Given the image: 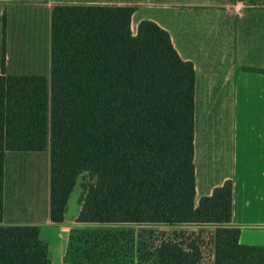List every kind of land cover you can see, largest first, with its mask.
Returning <instances> with one entry per match:
<instances>
[{"label":"trees","instance_id":"obj_1","mask_svg":"<svg viewBox=\"0 0 264 264\" xmlns=\"http://www.w3.org/2000/svg\"><path fill=\"white\" fill-rule=\"evenodd\" d=\"M136 10L55 5L50 79L0 75V264H52L38 226L3 224L6 153L47 149L53 223L82 179L63 264H264L231 225L232 179L196 203L195 67L155 21L134 33Z\"/></svg>","mask_w":264,"mask_h":264},{"label":"crops","instance_id":"obj_2","mask_svg":"<svg viewBox=\"0 0 264 264\" xmlns=\"http://www.w3.org/2000/svg\"><path fill=\"white\" fill-rule=\"evenodd\" d=\"M59 4L137 6L132 16L134 33L142 20L155 21L170 33L180 56L192 61L196 71V203L232 179L231 225L241 229L242 243L243 229L252 226L249 220L263 221L256 227L263 232L264 124L259 135L246 139V133L238 132L241 122L232 120L227 103L232 93L246 91L261 93L264 101V6L237 0H0V75H41L50 79L52 9ZM20 154L26 152L6 153L3 224L40 228V217H36L42 216L36 201L39 188L34 186L26 194L25 174L22 176L17 169L12 176L16 175L12 178L13 194L8 196V158ZM44 173L49 178L47 165ZM35 175L39 182L40 175L36 171ZM28 188L31 190V184ZM22 196L29 200H17ZM48 199L50 202L49 186L44 200ZM7 216L17 219L7 220ZM44 216L45 225H59L67 233L73 224L82 225L53 223L50 211Z\"/></svg>","mask_w":264,"mask_h":264},{"label":"rangeland","instance_id":"obj_3","mask_svg":"<svg viewBox=\"0 0 264 264\" xmlns=\"http://www.w3.org/2000/svg\"><path fill=\"white\" fill-rule=\"evenodd\" d=\"M257 91H246L241 93H232V96H229V104L227 103L230 112H232V120H236L237 122H241L238 132L240 134H247L246 139L252 138L255 135H259L261 132V128L263 130L264 124V101L261 100V93H256ZM230 105L232 106L230 108ZM228 109V110H229ZM230 118V116H229ZM245 123V124H244ZM264 131V130H263ZM242 138V135H239ZM244 137V135H243ZM48 167V174H50V150L45 152H26V155H10L8 158V167H7V183H8V196L12 197V178L13 171L16 169L18 172L25 174L23 177V181L25 184L24 192L32 191V188L35 186L39 188L38 197L36 198L37 204L39 205V211L42 216L40 217V229H41V239L46 242L49 246V256L52 260V264H63V257L66 252L68 236L65 230L62 229L59 225L48 226L44 224V218L48 212L50 211V202L49 199L46 202L45 196L47 192V188H50V175L49 178L45 176L44 166ZM35 171L39 176L35 175ZM87 179V175H85L84 179ZM48 182V186H47ZM82 179L78 181L74 190L72 191L70 198L68 200V206L66 211L65 224L72 225L79 214L80 211V197L83 192V188L81 185ZM29 184H31V190L28 188ZM15 192L18 190L15 186ZM49 190V189H48ZM26 192V194H27ZM37 194V193H36ZM16 198V196H15ZM25 196L18 198L17 200H22L27 202L29 199H24ZM31 200V198H30ZM13 202V198L11 199ZM264 205V204H263ZM255 216V215H249ZM17 216H7V220H11ZM49 217V216H48ZM263 221L260 220H249V224L252 226H247L243 229V243H249L254 245H264V231L262 232L259 225H262ZM79 226V225H76ZM121 227L133 228L136 231L141 229H155V230H170V229H200L205 228L209 229L210 226L206 227H197L196 225H175L171 226L168 224H120ZM73 227L75 225L73 224Z\"/></svg>","mask_w":264,"mask_h":264},{"label":"clouds","instance_id":"obj_4","mask_svg":"<svg viewBox=\"0 0 264 264\" xmlns=\"http://www.w3.org/2000/svg\"><path fill=\"white\" fill-rule=\"evenodd\" d=\"M242 6V5H241Z\"/></svg>","mask_w":264,"mask_h":264}]
</instances>
